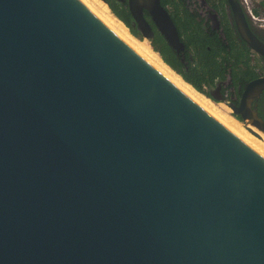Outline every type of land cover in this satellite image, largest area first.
<instances>
[{"label": "water", "instance_id": "1", "mask_svg": "<svg viewBox=\"0 0 264 264\" xmlns=\"http://www.w3.org/2000/svg\"><path fill=\"white\" fill-rule=\"evenodd\" d=\"M127 2L184 50L161 0ZM263 90L225 104L256 136ZM0 264H264V146L86 0H0Z\"/></svg>", "mask_w": 264, "mask_h": 264}, {"label": "flooded vegetation", "instance_id": "2", "mask_svg": "<svg viewBox=\"0 0 264 264\" xmlns=\"http://www.w3.org/2000/svg\"><path fill=\"white\" fill-rule=\"evenodd\" d=\"M106 1L111 11V4L121 9L122 5L127 3L128 7L127 0ZM180 1L182 6L178 4L174 8L171 6L166 8L179 33L184 50L178 52L169 46L163 37L165 43L174 51L175 57L179 59L186 73H189L196 63L195 51L191 48L193 45H188L186 37L200 38V43L209 45L208 50H212L211 45L218 48L216 51L218 77L214 84L204 86L205 95L215 102L224 103V105L232 104L239 108L248 85L259 78H264V55L251 46L240 31V29H246L260 44L264 45V7L260 5L261 0ZM145 13H149L144 10V16L154 32L152 44L161 34ZM174 19L179 22L181 28L176 25ZM183 25L185 28L182 27ZM183 32L186 34L181 35ZM158 45L159 48L163 47L162 43ZM158 53L162 57L161 50ZM251 107L264 120V90L252 101ZM235 116L243 121L240 115Z\"/></svg>", "mask_w": 264, "mask_h": 264}, {"label": "trees", "instance_id": "3", "mask_svg": "<svg viewBox=\"0 0 264 264\" xmlns=\"http://www.w3.org/2000/svg\"><path fill=\"white\" fill-rule=\"evenodd\" d=\"M164 7L171 6L172 8L176 7L178 4L182 6L180 0H161ZM127 4V3H126ZM122 5L121 9L111 4L112 12L125 23L129 28L132 35L135 37L141 38V35L136 27L133 26V17L127 7V5ZM260 5L264 7V0H261ZM145 15L151 19L150 15L145 13ZM176 25H179V22L174 19ZM185 28V26H182ZM157 34H159L157 32ZM186 33H181V35ZM188 39V45H193L191 47L195 51V66L191 67L189 73H186L183 67L179 63V59L175 57L174 51L165 43L162 35H159V38L152 43V46L155 51L161 50L162 58L164 62L174 68L179 74H181L185 81L191 84L198 92L205 94L206 90L204 86L206 84H214L216 78L218 77V60L216 51L218 48L211 45L212 50H208L206 44L200 43V38L196 36L186 37ZM158 43H162V48H159ZM264 118V116H263Z\"/></svg>", "mask_w": 264, "mask_h": 264}, {"label": "bare ground", "instance_id": "4", "mask_svg": "<svg viewBox=\"0 0 264 264\" xmlns=\"http://www.w3.org/2000/svg\"><path fill=\"white\" fill-rule=\"evenodd\" d=\"M96 11H98L103 17H105L110 23H112L116 28L123 32L127 37H129L133 42H135L140 48H142L149 56H151L157 63H159L164 69H166L174 78H176L182 85H184L188 90L195 94L200 100H202L207 106L219 114L222 118L228 121L230 124L235 126L237 129L251 137L253 140L264 146V134L259 132L256 128L251 127L253 131L258 133L259 136L253 135L249 132L239 121H237L231 114V109H229L224 104H217L206 98L204 95L196 91L191 85L183 81V79L174 73L161 59L157 52L153 50L150 43L147 40H139L134 37L129 29L124 25L122 21H119L114 13L109 9V7L100 0H86Z\"/></svg>", "mask_w": 264, "mask_h": 264}, {"label": "rangeland", "instance_id": "5", "mask_svg": "<svg viewBox=\"0 0 264 264\" xmlns=\"http://www.w3.org/2000/svg\"><path fill=\"white\" fill-rule=\"evenodd\" d=\"M151 44V43H150ZM152 45V44H151ZM153 47V46H152ZM220 104H224V103H220ZM231 113H232V111H231Z\"/></svg>", "mask_w": 264, "mask_h": 264}]
</instances>
